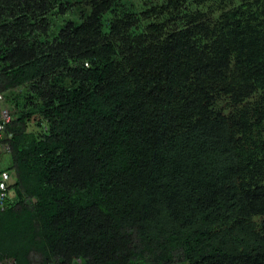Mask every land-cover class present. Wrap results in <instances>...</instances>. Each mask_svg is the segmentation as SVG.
<instances>
[{
  "label": "trees",
  "instance_id": "16d2710c",
  "mask_svg": "<svg viewBox=\"0 0 264 264\" xmlns=\"http://www.w3.org/2000/svg\"><path fill=\"white\" fill-rule=\"evenodd\" d=\"M0 93V264H264V0H0Z\"/></svg>",
  "mask_w": 264,
  "mask_h": 264
},
{
  "label": "built area",
  "instance_id": "2783aa9c",
  "mask_svg": "<svg viewBox=\"0 0 264 264\" xmlns=\"http://www.w3.org/2000/svg\"><path fill=\"white\" fill-rule=\"evenodd\" d=\"M10 121L6 112L3 111L1 113V120H0V143L5 139L6 133V124ZM6 151H9V145L5 143L3 145ZM12 184V177L11 174L7 171H3L0 166V212L5 211L8 208L7 201L10 198L8 189Z\"/></svg>",
  "mask_w": 264,
  "mask_h": 264
},
{
  "label": "clouds",
  "instance_id": "9594fccd",
  "mask_svg": "<svg viewBox=\"0 0 264 264\" xmlns=\"http://www.w3.org/2000/svg\"><path fill=\"white\" fill-rule=\"evenodd\" d=\"M0 102H4L5 103V106H3L2 108H0V120H1V113L3 112V111H5L6 112V115H8L9 116V118H10V121L7 123V124H10L11 122H12V120H13V115L11 114V113H13L10 109H9V103L6 101V99H5V94H3V93H0ZM6 124V125H7ZM12 137V135L11 134H7V132L5 133V139L2 141L3 143H2V145H0V148H2V150L4 151V152H7L5 149H4V147H3V145L5 144V143H7V145H9L8 144V142H6V140L8 139H10ZM9 151H10V148H9ZM12 171H10V170H5V169H3V171H7V172H9L10 174L12 173V172H14V176H12V174H11V177H12V184H11V186L9 187V189H8V192H9V195H10V198L9 199H11V198H13V196H12V192H11V188H12V186H13V184L15 183V170L14 169H11ZM12 262L13 261H10L9 263H6V264H12Z\"/></svg>",
  "mask_w": 264,
  "mask_h": 264
},
{
  "label": "rangeland",
  "instance_id": "374dc122",
  "mask_svg": "<svg viewBox=\"0 0 264 264\" xmlns=\"http://www.w3.org/2000/svg\"><path fill=\"white\" fill-rule=\"evenodd\" d=\"M63 20L60 19V22H62ZM3 106H5L4 102H0V108H2ZM9 109L13 112V108L11 107V105L9 104ZM33 126H30V128H32ZM0 162L2 164L3 167L5 168H9L10 171H12L10 169L11 165H12V158H11V154L4 152V153H0ZM12 176H14V172L11 173Z\"/></svg>",
  "mask_w": 264,
  "mask_h": 264
}]
</instances>
